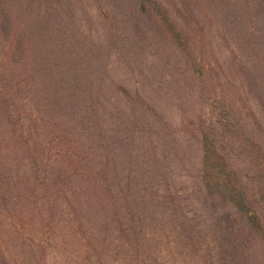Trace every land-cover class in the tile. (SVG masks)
Returning <instances> with one entry per match:
<instances>
[{
    "label": "rangeland",
    "instance_id": "374dc122",
    "mask_svg": "<svg viewBox=\"0 0 264 264\" xmlns=\"http://www.w3.org/2000/svg\"><path fill=\"white\" fill-rule=\"evenodd\" d=\"M163 1L191 27V51L172 40L139 0H0V20L6 16L16 36L18 74L0 75V84H24L17 42L24 47L28 40L27 62L41 88L34 96L46 97L43 104L68 117L74 146H96L89 112L96 106L107 133L130 144L128 158L143 171L130 190L144 195L146 205L131 223L123 219L116 229L106 218L78 223L58 214L53 230L43 231L50 242L43 264H264V235L245 229L222 240L213 228L216 216L187 201L201 171L199 132L212 130L260 203L264 226V0ZM119 88L140 93L177 142L158 171L159 182L148 167V133L138 130L160 125L155 117L130 114ZM160 192L178 201L175 216L168 207L154 211L152 193Z\"/></svg>",
    "mask_w": 264,
    "mask_h": 264
},
{
    "label": "trees",
    "instance_id": "16d2710c",
    "mask_svg": "<svg viewBox=\"0 0 264 264\" xmlns=\"http://www.w3.org/2000/svg\"><path fill=\"white\" fill-rule=\"evenodd\" d=\"M139 6L157 19L172 40L185 51H191L194 45L191 27L172 11L169 3L139 0ZM9 23L3 16L1 35L12 31ZM14 40V31L0 39V75L18 76ZM17 44L18 56L23 51L22 68L27 74L24 84L21 88L0 84V264H43L50 243L43 231L53 230L56 218L62 213L78 223L84 221L83 217L106 218L116 229H121L123 219L131 223L140 205H146L144 195L138 196L130 190L143 171L139 162L128 158L130 144L123 143L113 132L107 133L96 106L89 110L93 117L94 141L99 139L96 146H74V132L68 117L62 119L59 108L54 111L49 104H43L41 99L46 97L34 96L33 90L41 91V88L36 80V69L27 62L28 40L24 47ZM18 92L21 96L16 99ZM117 93L128 105L130 114L144 119L155 117L160 125L157 130L143 127L138 130L148 133L146 151L152 155L148 167L151 166L153 179L159 182L158 171L177 142L167 137L165 120L140 93L124 88H119ZM199 133L201 171L198 186L187 201L216 216L213 228L220 232L222 240L245 229L263 236L262 207L255 194L234 168L229 154L221 152L217 133L207 129ZM152 138L156 140H150ZM134 141L135 134H132L130 142ZM174 155H178L177 150ZM147 179L151 181L150 176ZM152 197L158 203L154 211L168 207L171 215L177 214L178 201L169 193L160 192L156 196L152 193ZM237 220L244 225L239 226ZM231 239L236 246L235 238Z\"/></svg>",
    "mask_w": 264,
    "mask_h": 264
}]
</instances>
